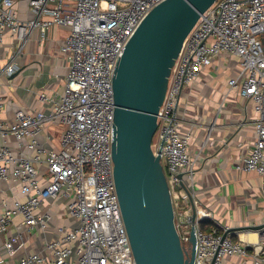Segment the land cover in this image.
Masks as SVG:
<instances>
[{
  "label": "built area",
  "instance_id": "built-area-1",
  "mask_svg": "<svg viewBox=\"0 0 264 264\" xmlns=\"http://www.w3.org/2000/svg\"><path fill=\"white\" fill-rule=\"evenodd\" d=\"M17 1L0 2V46L7 31L19 42L15 53L0 61V78L10 79L19 70L15 58L34 29L46 38L55 26L68 28L60 48L68 71L59 96L40 94L46 110L19 109L12 121L3 117L5 103L0 90V179L17 182L26 196L13 207L6 199L1 201L0 235L9 230L16 216L22 217L21 224L28 231L47 229L51 213L42 211V206L48 199H61L74 225L60 227L59 235L45 244L48 255L26 251L19 264H137L114 179L113 77L128 41L164 0H27L33 15L26 19L18 16ZM263 40L264 0H216L200 15L171 69L152 148L161 155L175 226L188 250L194 227L193 264H224L225 258L233 256L244 259L250 247L257 250L254 264L264 262V229L261 243L242 238L217 219L198 196L197 156L191 154L193 133L183 130L180 109L184 89L196 82L216 57L238 58V70L227 83L240 92L245 104L253 105L257 115L253 121L255 141L235 168L259 175L264 200ZM51 122L64 125L58 147L39 139ZM13 141L15 147L10 144ZM25 148L31 151L29 155ZM205 220L211 221L207 229L202 226ZM25 244L18 231L9 236L4 248L14 255Z\"/></svg>",
  "mask_w": 264,
  "mask_h": 264
},
{
  "label": "crops",
  "instance_id": "crops-1",
  "mask_svg": "<svg viewBox=\"0 0 264 264\" xmlns=\"http://www.w3.org/2000/svg\"><path fill=\"white\" fill-rule=\"evenodd\" d=\"M15 7L21 19L32 17L27 0H18ZM67 33L65 26L51 28L46 38L41 37L39 29L32 31L22 52L15 58L19 70L10 79L0 78L5 119L14 120L19 109L46 110L47 105L40 100V94L57 97L63 92L68 63L60 48ZM18 46L19 42L12 34L5 32L0 61L4 62L9 54L15 53ZM238 64L236 56L216 57L203 69L200 78L184 89L180 98L183 130L193 133L191 154L197 156L195 182L198 196L217 219L231 227L264 222L259 175L235 168L239 157L249 153L255 141L253 121L257 115L253 105L245 104L240 92L228 86V79L237 72ZM63 129L60 122H51L39 139L46 145L58 147ZM10 144L16 146L14 141ZM24 152L31 153L28 148ZM40 167L45 169V165ZM3 199L13 207L16 200L24 201L26 196L17 182L0 179V207ZM42 211L51 213L47 229L28 231L21 224L22 217L16 216L9 230L0 235V264H19L20 256L26 251H41L48 255L45 244L59 235L60 227L74 225L61 199L46 200ZM18 231L26 239L25 248L9 255L4 243ZM239 233L242 238L261 243V231ZM234 237L238 239L239 236L235 233ZM256 252V247H250L246 258L228 257L224 264H254Z\"/></svg>",
  "mask_w": 264,
  "mask_h": 264
},
{
  "label": "water",
  "instance_id": "water-1",
  "mask_svg": "<svg viewBox=\"0 0 264 264\" xmlns=\"http://www.w3.org/2000/svg\"><path fill=\"white\" fill-rule=\"evenodd\" d=\"M215 1L164 0L158 4L130 38L115 68L114 179L137 264L194 262V227L188 250L175 226L161 155L154 153L152 141L171 69L183 42L200 15ZM262 229L264 222L233 226L230 231Z\"/></svg>",
  "mask_w": 264,
  "mask_h": 264
},
{
  "label": "trees",
  "instance_id": "trees-1",
  "mask_svg": "<svg viewBox=\"0 0 264 264\" xmlns=\"http://www.w3.org/2000/svg\"><path fill=\"white\" fill-rule=\"evenodd\" d=\"M210 224H211L210 220H205V221L202 222V226L205 229H207L210 226ZM235 239H236V237H235Z\"/></svg>",
  "mask_w": 264,
  "mask_h": 264
},
{
  "label": "rangeland",
  "instance_id": "rangeland-1",
  "mask_svg": "<svg viewBox=\"0 0 264 264\" xmlns=\"http://www.w3.org/2000/svg\"><path fill=\"white\" fill-rule=\"evenodd\" d=\"M251 225V224H250ZM251 231H254V230H251ZM260 231H262V230H260ZM241 233H243V232H241ZM238 238V237H237Z\"/></svg>",
  "mask_w": 264,
  "mask_h": 264
},
{
  "label": "bare ground",
  "instance_id": "bare-ground-1",
  "mask_svg": "<svg viewBox=\"0 0 264 264\" xmlns=\"http://www.w3.org/2000/svg\"><path fill=\"white\" fill-rule=\"evenodd\" d=\"M252 236H255V235H252Z\"/></svg>",
  "mask_w": 264,
  "mask_h": 264
}]
</instances>
